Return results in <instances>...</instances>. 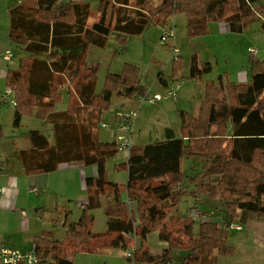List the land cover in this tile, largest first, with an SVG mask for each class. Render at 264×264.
Instances as JSON below:
<instances>
[{"label": "trees", "instance_id": "1", "mask_svg": "<svg viewBox=\"0 0 264 264\" xmlns=\"http://www.w3.org/2000/svg\"><path fill=\"white\" fill-rule=\"evenodd\" d=\"M149 1L116 0L118 8L111 9L116 16L114 25L108 21V10L101 7L100 18L91 27H88L91 12L88 2L22 0L12 8L10 41L15 50L26 54L19 60L17 70L8 71V86L17 99L13 125H21L23 114L35 115L47 123L54 119V130L65 133L70 124L68 114L71 111L77 114L78 110L72 106V110L61 114L53 112L62 101L55 85L56 74H65L68 81L80 88L81 103L97 107L96 124L109 108L113 95L130 99L144 95L147 89L141 84L140 69L132 64H126L120 74H108L102 93H96L95 69L89 65L87 51L91 45H104L112 32L125 43L127 37L142 34L149 25L163 29L173 23V17L185 15L187 33L192 38L207 34L213 22L226 23L231 32L240 33L251 20L264 17L261 0H158L154 8ZM179 61L180 57L174 60L177 63L173 74L182 67ZM210 71V64L200 65L198 56H192L191 79L198 80ZM25 83L27 94H22ZM263 93L264 60L249 64L246 83L224 82L222 77L218 83L208 81L198 116L180 111V137L170 136L132 147L128 162L118 166L128 173L126 185L111 182L107 175V160L118 153L116 143L93 142L81 148L79 151H85L86 155L84 162L99 169L98 178L87 180L88 187L108 190L110 202L104 210L108 230L94 231V207L85 206L79 221L69 224L63 241L51 232L35 237L40 264H75L74 254L96 253L106 248L127 251L132 247L133 236L139 237L141 243L133 256L128 257L131 264H174L176 250L187 252L179 264H217L218 256L233 255L235 248L229 243L231 231L217 222L201 221L196 230L188 214L165 221L185 197L197 199L202 193L210 199L225 201L230 223L264 221V104L259 102ZM3 134L0 125V138ZM28 138L33 147L49 146L40 131H31ZM85 141L88 139L77 140ZM228 142L230 151L225 156L222 151ZM195 157L205 160L206 167L200 183L189 190V185H184L182 160ZM197 177H191L190 185ZM124 194L136 202L135 212L123 201ZM174 223L178 230H174ZM170 225L173 227L169 228ZM156 231L160 240L168 243L159 255L146 247L147 236ZM176 232L186 237L185 246L175 237Z\"/></svg>", "mask_w": 264, "mask_h": 264}, {"label": "crops", "instance_id": "2", "mask_svg": "<svg viewBox=\"0 0 264 264\" xmlns=\"http://www.w3.org/2000/svg\"><path fill=\"white\" fill-rule=\"evenodd\" d=\"M21 2L22 0H17L14 4L12 0H5L4 3L0 4V98L4 90L9 87L8 71L17 70L19 68V60L21 57L23 58L26 56V54L23 55L20 50H15L14 45L10 41L11 18L9 12ZM4 8H6L7 11H4ZM173 22L176 25L175 18ZM216 25V29L220 33L224 34L226 32H231L229 25L226 23H216ZM7 50H11L13 53V61L11 64L2 58V54ZM250 58L252 61L258 60V58L253 59L251 55ZM199 63L201 65L200 59ZM56 79L57 82H55V85L58 84V92H60L62 96V101L65 99L67 100L68 108L67 110L58 111L54 109L53 112L61 114L68 110H72V106L73 108L77 106L78 112H81L80 114L78 112L76 114V111L73 113L71 111L68 114L67 120L70 124L65 133L62 134L58 130L56 131L59 133H56L54 130V119L49 123L42 120L45 124L42 125L43 129H37L36 126L38 123L34 120L40 119L35 115H28L32 117L27 118L28 120L26 121H29L27 125L31 126L32 129L28 131L24 141H17V134L8 136L4 133V137L0 138V245L4 247L20 251H29L35 245V237L44 232H51L56 239L63 241L69 224L79 221L83 209L85 206L89 205L94 207L92 209L95 216L93 224L94 231L103 233L108 230V218L104 214L105 207L110 202V199L107 198L108 190L106 189L103 191L97 187H88L87 180L98 178L99 169L95 164L85 163V151L81 152L79 150L89 147L93 142L115 144V132L111 141H106V143L100 141L99 131L94 128V126L97 125L96 121L99 117L97 107L81 103L78 96L80 88H78L75 83L68 81L65 74H56ZM226 80L223 78L224 82ZM193 81L197 82L198 80L193 79ZM247 81L248 69L238 74L235 82L245 83ZM27 87L28 85L26 83L23 84L22 94H27ZM164 87L168 88L169 86L166 83ZM166 89H161L160 91ZM187 89L188 87H181V93L179 99H177L178 103L183 102L187 95L185 93ZM205 90L206 86L201 91L200 101L194 103L197 104V107L193 115L182 106L179 110L175 111L178 112L177 116L174 114L170 117L168 110L165 109L166 106L163 104L165 112L169 115L170 120L174 119L172 123H177V127L165 124L157 128L156 134L154 137H150L151 139L141 138L144 129H142L143 127L140 124V115L138 113L136 122L133 125V146H145L152 142L162 141L170 136L180 137V111H185L189 115L196 117L204 100ZM72 93L75 94V96H73ZM154 93H157V91ZM120 98L130 99L125 97ZM75 99H77L79 105L76 104L77 101H74ZM134 100L138 101V97ZM1 104L4 103H2L0 99V106ZM138 104L139 106L132 107L130 110H139L141 107L140 105L143 104H140V102ZM156 104L157 102L151 106ZM157 109H160V107L158 106ZM118 113L119 112L115 113L113 123L111 124L115 125L119 122L117 118ZM55 119H57V117H55ZM13 120L14 116L11 112L0 107V125L3 127L9 126L13 123ZM21 122H23V118ZM71 126L86 127L88 130L85 138L86 140L88 139V141L78 143L75 130H72ZM99 126L102 128L100 124ZM31 131H40L49 142L48 148L33 147L28 138ZM96 133L98 136L95 135ZM135 135H138V137H136V142H134ZM58 140L59 145H56ZM129 155L130 152L120 151L118 149V153L114 157L108 159L106 163L108 179L119 186L126 185L128 182V173L126 171H120L118 166L127 163ZM183 163L184 159L182 160V172L184 173ZM197 163L198 162H196V164ZM110 167H112L111 171H109ZM205 167L206 162L203 161L202 172L198 174L196 181L189 185V189L195 188L200 183V177L203 175ZM122 198L128 205V208L135 212L137 208L136 202L128 198L127 194H124ZM191 200H193V202ZM191 200H188V202L190 201L189 203L192 202V204H196L198 207L197 202H194L196 199H192L191 197ZM171 215L179 216L183 214L180 213L177 207ZM202 221L214 220L204 217ZM254 221L255 220L249 221L246 225L251 226V231L264 236V221H262L261 224H257ZM140 243V238L133 236L132 247H140ZM167 246L168 243H164L160 240L159 231L149 234L146 238V247L154 255L161 254L162 250ZM234 248L233 255L218 256L217 264H222L227 261L224 260L225 257L230 259L229 261L241 264V261L245 260L244 258H248L250 252H252V255L255 257H259L257 253H261L262 251L259 247H254L252 242H246L244 246L239 248L241 250V255L235 258L238 248L236 246H234ZM114 253H119L121 256H124L122 250L118 248L100 249L96 253H82V255H86L88 257L87 261L93 264V257L108 258ZM179 255L183 258L187 255V252L179 251ZM72 259L76 264L77 259L75 257H72ZM175 263L178 264L176 261Z\"/></svg>", "mask_w": 264, "mask_h": 264}, {"label": "rangeland", "instance_id": "3", "mask_svg": "<svg viewBox=\"0 0 264 264\" xmlns=\"http://www.w3.org/2000/svg\"><path fill=\"white\" fill-rule=\"evenodd\" d=\"M65 1L74 2L71 0H61V3ZM115 1L116 0H107L102 4L99 3V0L83 1L90 4L91 12L88 20V27H91L93 23L99 20V9L101 7H104L106 10H108V21L111 22V25H114L116 16L112 13L111 9L113 6L116 8L119 6ZM4 2L5 0H0V4ZM12 2L15 4L17 0H12ZM261 2H264V0H261ZM149 3L150 6L154 8L158 4V0H150ZM32 6L36 7L35 4ZM4 11H7V9L4 8ZM174 18L177 25L176 40L174 45L175 48L180 51L179 62H182V67L177 74H173V68L177 62H174L173 60L174 57L172 48H170L171 44H167L165 46L160 45V38L163 29L159 25H149L142 34L127 37L125 43H121L117 38V34L112 32L106 38L104 45H91L87 51V60L89 61V65L95 69L97 94L102 93L107 75L120 74L126 64L135 65L140 69L141 84L147 89L144 95L153 94L155 91L162 94L166 93L177 81L181 83L182 88L188 87L185 92L187 95L185 96L183 102L178 103L177 100L179 99L181 93L180 89L177 93V99L163 100L161 102H157V104L154 106L147 104L140 105L141 107L137 111L141 116H139L140 124L143 127L142 129H144V133L141 136L142 139H151L156 134L157 128L165 124L177 127V123L173 124L172 120L174 119L170 120V117L174 114L177 116L178 112L175 111L179 110L182 106L185 110H188L191 115H193L197 107V104L194 103H198V101H200L201 91L204 89L208 81L218 83L219 77H223L225 80L228 79V81H236L237 75L247 70L249 64L252 62L249 48L259 49V52L256 56H251L253 59L258 58L261 61L264 60V32L262 30L264 17L261 19L255 18L254 20H251L243 32L240 33H220L216 29V23L213 22L209 24L207 34L192 38H190L187 33L186 16L177 15V17H173V20ZM193 55L198 56V59L201 61V65H211V71L209 73L202 74L201 78H199L197 82L193 81V79L190 77ZM166 83L169 86L168 88L166 87L167 89L164 87ZM56 87L59 89L58 85H56ZM161 89L166 90L160 91ZM72 95L75 96L73 93ZM74 101H77V99ZM259 102L264 104V93L260 97ZM138 103L139 100L136 101L134 99H121L120 97L118 98L117 95H113L109 108L104 110L100 116L99 124L113 123L116 112L131 111L130 109L132 107L139 106ZM76 104L79 105V102L77 101ZM163 104L166 106L165 109L168 110L170 117L165 112ZM158 106L160 109H157ZM0 107L10 111L11 114L15 116L16 108H13L8 104H1ZM67 108L68 103L65 99L58 103L55 109L58 111L67 110ZM75 110H78V108ZM78 113L80 114L81 112ZM30 117L32 116L23 114V122H21L19 127H15L12 123L9 126H4L3 132L8 136L17 134V141H24L26 134L32 129L31 126L27 125L29 124V121H26L28 120L27 118ZM34 121L38 123L36 126L37 129H43L42 125L45 124L41 119H35ZM99 124L94 126V128L95 130L99 131L100 141H104V143H106V141H111L114 136L113 129H102L100 128ZM111 125L113 126V124ZM87 130L88 129L86 127H76L75 134L78 142L85 140ZM95 135L98 136L97 133ZM136 137H138V135H135L134 142L137 141ZM229 151L230 144L228 142L222 153L227 156ZM203 161L205 162V160L198 157L189 159L184 158L183 168L184 175L186 176L184 185H190L191 177H195L202 172ZM196 162L198 163L196 164ZM111 170L112 167H110L109 171ZM188 200H191L190 196L185 197L178 205V209L183 215H189L190 213L193 200H191V203H189L190 201L188 202ZM194 202H197L198 210L205 218L214 220L217 222V224L222 226L230 223V217L226 210L225 201L222 200V198L210 199L206 194L202 193L199 194L198 198L194 200ZM173 211L174 210L170 211L165 222H169V220L171 221L175 217L174 215H171ZM204 217H202V219H204ZM262 221L263 220L255 219L254 222L261 224ZM234 223H237V221ZM198 225L199 223L197 222L195 228L196 230ZM240 225L242 226V230L230 232L229 243L238 248L235 258L241 255V250L239 249L241 246H244L246 242H252L254 247H259L262 251L261 253H257L259 257H255L252 255V252H250L248 258H244L245 260L241 261V264H264V236L257 234V232L251 231L252 229L250 225L242 223ZM170 227H173V225H170L169 228ZM177 227L179 226L174 223V230H178ZM175 234V237L178 238L179 241L183 242L182 244L185 246L187 240L184 234L178 232ZM136 248L137 246H133L132 248H128L127 251L120 249L124 253V256H121L119 253H114L108 258L93 257V264H131L128 261V253L132 254L133 256ZM179 251L183 250H176L174 255L175 261L178 264L182 259L179 255ZM73 257L77 259L76 264H91L87 261L88 257L86 255H82V253L74 254ZM224 260L227 261L223 262L222 264H237L236 262L229 261L230 259L227 257H225Z\"/></svg>", "mask_w": 264, "mask_h": 264}, {"label": "built area", "instance_id": "4", "mask_svg": "<svg viewBox=\"0 0 264 264\" xmlns=\"http://www.w3.org/2000/svg\"><path fill=\"white\" fill-rule=\"evenodd\" d=\"M74 2L81 3L86 0H71ZM176 25L173 22L171 25L163 28L160 45L165 46L167 44H171L170 48H172L173 59L177 60L180 57V51L175 48L174 42L176 40ZM258 48H249V53L252 57L258 54ZM2 58L7 61L9 64L13 61V53L11 50H7L2 54ZM181 89V83L175 82L171 88L166 93H153L146 94L140 96L138 98L140 104L153 105L156 102L167 100V99H177L178 90ZM1 101L4 104L11 105L16 107L17 99L15 96V92L12 88L7 87L1 95ZM138 117V111H121L117 114V118L119 122L115 125H111L109 123H102L101 127L106 130L113 129L115 132V143L120 151L130 152L133 147L132 142V132L133 125L136 122ZM1 190V188H0ZM190 218L193 220L194 224L200 223L202 221L203 214L200 213L196 204H192L189 213ZM225 228L230 231H240L242 230V226L240 223H230L229 225H225ZM132 254L128 253V257H131ZM0 264H40V260L38 255L36 254L35 245L29 251H20L17 249L4 247L0 245ZM175 264V263H174Z\"/></svg>", "mask_w": 264, "mask_h": 264}]
</instances>
